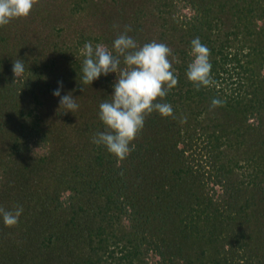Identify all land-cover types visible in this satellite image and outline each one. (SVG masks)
<instances>
[{
  "label": "trees",
  "instance_id": "16d2710c",
  "mask_svg": "<svg viewBox=\"0 0 264 264\" xmlns=\"http://www.w3.org/2000/svg\"><path fill=\"white\" fill-rule=\"evenodd\" d=\"M125 26L172 50L178 84L118 161L93 143L117 74L83 85L81 49ZM197 37L214 81L199 90ZM18 206L0 264H264V0H37L0 27V207Z\"/></svg>",
  "mask_w": 264,
  "mask_h": 264
},
{
  "label": "clouds",
  "instance_id": "9594fccd",
  "mask_svg": "<svg viewBox=\"0 0 264 264\" xmlns=\"http://www.w3.org/2000/svg\"><path fill=\"white\" fill-rule=\"evenodd\" d=\"M36 2L37 0H0V27L8 25L15 18L27 17ZM129 31L131 27L125 26V31L114 40L112 49L104 44L93 47L91 42L81 49V55L85 57L80 78L83 85L92 84L101 75L117 74L111 100L99 105V118L106 130L98 132L93 143L105 146L118 161L124 160L135 149L132 142L143 129L147 115L154 111L164 117L173 115L172 106L158 100L166 97L178 84L172 67L175 60L172 50L166 44L156 41L140 46L127 34ZM189 55L192 61L187 67V79L197 90L211 86L214 81L211 78L209 49L198 37L191 41ZM12 70L15 77H22L25 72L24 62L14 60ZM59 83L62 88L63 82ZM53 95L60 98V109H67L65 112L74 113L78 109L71 93L61 96L60 89H57ZM222 104L221 100L214 98L211 107ZM22 212L23 208L19 206L13 210L0 207V217L7 227L17 225Z\"/></svg>",
  "mask_w": 264,
  "mask_h": 264
}]
</instances>
